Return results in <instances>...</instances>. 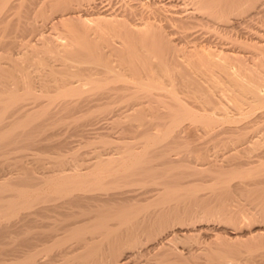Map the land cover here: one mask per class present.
<instances>
[{
  "label": "rangeland",
  "instance_id": "374dc122",
  "mask_svg": "<svg viewBox=\"0 0 264 264\" xmlns=\"http://www.w3.org/2000/svg\"><path fill=\"white\" fill-rule=\"evenodd\" d=\"M52 1H54V0H52ZM55 1H58V0H55ZM125 1L126 2H123V0H121V1L120 0H112V1L105 0L108 8H110L111 10L114 9L113 10L114 12L116 10H117L116 12H118V11L121 12L122 8L127 9V7L130 6L131 8L129 7V10L132 11L133 16H134V13L136 15V16H134V18L131 16V18L134 20V22H137L138 20L140 21L141 17H138V15L139 16L142 15L145 17L150 12L149 8H151V5H149V7H146V5L142 6V5H140V3L137 0H135L136 2L134 0H131V1L125 0ZM185 1H186V3L184 2V0H183L184 3L182 2V0H177L176 2H173V4H170L169 6H167L168 11L165 10V13L166 14L170 13V15H171V13L172 14L173 13L180 14L179 12H181L180 15H182V14L186 15L189 12L188 10L191 9L190 8L191 4H190V0H185ZM12 2H14V0ZM33 2H34L33 3L34 5L32 7L30 6L31 8H29V10H27L29 12V14L27 15L25 13L24 15L29 16L33 19V22H35V25H36V29L34 31L28 32V33L27 32H24V33L19 32L18 34H17V32L8 33L7 37L5 36L3 41L5 40V42L7 41L8 43H9V41H11L10 43L13 44L14 48L11 47V49L9 50V47H8L7 49H4L3 51H2V49L0 50V62L3 64V66H5V68H4L5 71H7V72L9 71L8 74L12 75V77H13V83H11V85L6 86V89L8 87V89H10L11 91H13V90L14 91H21L20 89L22 86L24 87V84L21 81V79H19V78L26 77V75H27V77L25 78V80H28V77H29L30 79H32L35 82L36 81L38 82L39 76L41 77L44 74V72H45L44 75H46V77H49V78H53L54 76H58V77L62 76L63 77L65 75V72H63V71L64 70L66 71V68H64V66H61V65L59 66L57 64L59 61L58 60L56 61L54 59V57H55L54 52L50 51V53L49 52L47 53L42 48H40L39 49L40 51L37 50V52L35 51V53L34 52L30 53V52L26 51L25 48H24V50H25L24 51L22 46H19L20 44L27 42V40H29L30 37H31L30 38L31 43H34L33 41H35V43L36 42L39 43L40 41L38 40V38L40 37V34L41 35L44 34L48 37H51L57 43L58 48L62 49L61 53L64 56H74V54L79 52V48H80L79 45L81 44V42H80V44L78 42V40L80 39V33L78 32V29H81L82 26L79 23V17L78 16L76 17V15L75 16L73 15L68 20V22H69L68 24L67 23L66 24L61 23V22H57V23L55 22L52 24L51 20L49 18H51V16H53L56 12L59 13V11H56V9L54 7H51V6H53L52 4H55L56 2L55 3L51 2V1L49 2V0H34ZM105 2H103V3H105ZM187 2L189 4H187ZM109 3L111 4L110 6H109ZM125 3H127V4L125 5ZM149 3H150V1H149ZM132 5H133V7H132ZM43 6H44V8H43ZM179 6H182L183 8H181ZM241 6L242 7L244 6L243 9L238 8L239 9L238 10L236 8L238 11L234 10V9L232 11L229 10V12H228L229 16L227 14L228 17L225 19L223 17H215L214 15H212L214 17L213 18L212 16H210L211 14L206 13V15H205L204 14L205 12H203V11L202 12L200 11L201 14H200V12L194 13V15L197 17H195V19H188L191 22L190 23L188 22L187 26L183 27L184 29L179 27L177 22H175V24H176V26H175L174 23L169 22L170 20H167V23H166L165 20L161 19L162 23H161V21H160V23L166 24V25L164 24L166 27L163 28L166 31H163L164 34L162 36H153L154 38H152L151 35L146 34V35H137V36L133 37V39H125L123 37L124 35L121 37V35L123 33L119 28L116 27V25L115 26L114 25L108 26L105 29L103 28L104 30L102 28L99 30V28H100L99 27L97 30H95L93 33L90 34V36H91L90 37V44L93 45V43H94V44L98 45L101 43H110L111 45L115 46L116 51L113 52V55L111 54V55L105 57L107 59L106 62L104 61L105 58L99 57L100 58L99 59L98 56L96 57L95 54L92 55L91 60L92 61H98L97 66L100 67L99 64L102 65V63H104V62H105V64L110 63V65H112V66L114 64L115 70L118 69L120 71V73H122V71H123L122 69L125 68V70L123 71L122 74L125 73L124 75H126L127 78H129L130 80H132V78H133V80H138V79H142L144 77L146 80L148 79V81L151 80L152 82L160 84L162 86V89H153L152 92L154 94L152 95L153 97L151 96V98L149 96H145L144 94L146 92L144 90H142L141 92L139 91V95L141 94L140 98L138 95L139 99H137V98L136 99L131 98V99H127V100L126 99H124V100L123 99H117L116 101H113L112 104L110 103L109 109H112L114 107L113 109H114V111H116L122 107L124 108V106L128 105L129 103L139 102L138 103L139 105H137L138 109L134 112H131L132 114L131 113L127 114L129 116H121V117L120 116L119 117L114 116V117H112L110 113L105 111V107L100 106L101 107L100 108L97 106L96 107L92 106L90 108V110L89 109L88 110L83 109V110H77V111L74 110L75 113L72 112L73 110H70L71 112H68V115H67L66 111L65 112L62 111V113L64 112L66 114L63 113L64 115H62V113H60L62 115L61 117L58 114L59 118L55 117V115H54V117L52 116L51 118L50 117H47V118L44 117L41 119L39 118L38 120H36L37 121L36 123H40V125L38 127H36V125H38V124L35 123L34 127L33 126L29 127L32 129L29 132V134H24L22 137H19L21 139L17 138V139H19V141L16 139L17 140L16 143L13 140V142L15 144L12 143L10 146H8L9 151H10L8 153V157H9L8 159H9L10 165H23V167L26 169V173L29 172V174H31V173L34 174L36 172L34 174V175H36L38 173L40 174V172H42V171L48 172L50 170V172H52L54 169L56 170L59 167H60L59 169L66 168V167L70 168V166L73 167L75 165H76L75 167H78V165H79V167H84L91 160V158H93V156L101 154L102 157H104V156H106V154L113 155L112 152H114V155H115L116 153H120L121 151L125 150L127 147H132V148L134 147L133 149L140 150L141 148H140L139 143H142L141 141H143V139H144V134L163 130L164 123L167 121L166 119L169 118L168 116H170L169 115L170 109L167 110L168 109L167 107L162 106L164 104V101H163L164 97L163 96L167 92V90H170V89L175 94L180 95V96H178V95L177 96L182 99L181 101H183V103L185 102V105L187 107H189V105H190L191 107H189V108H191V109H194V110L195 109L196 110L203 109V108L204 109L205 108L213 109L212 107H214L216 104H220L221 106H223L225 108V110L228 111V114H231V112H232L236 116L237 115L236 113H238L240 110L247 111L250 108H253L252 110H254L255 112L252 111L253 112L252 113L249 110L251 112L249 114L250 116H247V119H249V120H246V118H245V120L246 121H252L253 119H257L255 117L258 115V112L261 111L263 108L260 107V105L257 106L256 103H258L257 102L258 98L255 99V96H253V93L251 91H249V89L250 88L255 89L256 87L262 89L263 91L260 90V92H259V94L261 93L259 95V97H264V88H263L264 87V82H263L264 81V74H263L264 73L263 72L264 71V58H263L264 46L262 47L261 50H256V51H255V49L253 50L250 47L252 46V44L257 45L259 43H261V44L264 43V7H263L264 6V0H262V1L261 0H251V3L250 2L248 4L244 3V5L242 4ZM174 7H175V9H173ZM50 8H52L53 10H51ZM142 8L144 10L145 9L146 10L145 11L141 10ZM240 9H242L243 11ZM11 10L8 12L10 13ZM15 10L16 9H13V12H12L14 14V16H15ZM82 12H83L82 17H84V16L85 17H88V16L93 17L94 16V15L92 16L89 11L88 12L82 11ZM84 12L87 14H85ZM46 14L49 16V18ZM207 15L210 18H208ZM10 16L11 15H9V17ZM201 16H203L204 18ZM135 17H138V18H135ZM25 19L26 18H23V20H25ZM203 19L205 21H202ZM218 19H220V20H218ZM211 20H213V21H211ZM224 21H226V22L224 23ZM89 22H90V20H89ZM69 27H72L76 30L74 32H72L71 30H68ZM91 27H93V25H91ZM109 28H110V30H109ZM71 33H73V34L71 35ZM11 35H12V37H11ZM18 35H20V36L18 37ZM73 35L76 36V38L74 37L75 40L73 38ZM93 35H94V37H93ZM114 35L117 37H114ZM147 35H148V38H146ZM110 36H112V37L110 38ZM92 37L95 39H93ZM107 37L109 38V41L107 40L108 39ZM23 38L25 40H23ZM105 38L107 41L105 40ZM155 38H157V39H155ZM168 38L171 39L172 42L175 41L174 43H171V44L172 45L174 44L175 49L177 47L178 50L177 49L176 50L171 49L170 47L168 48L166 46V42H167ZM191 38L193 39L192 42H191V40H189ZM153 39H155V40H153ZM185 39L187 42L185 41ZM125 40H126V42H125ZM207 41H210V42H207ZM131 43H133V44H131ZM125 44H127V45H125ZM193 45L197 46V48H205V49L211 50L213 52L215 50V52L219 53L218 54L219 56H224V54L229 55V53H230L231 60L229 62L231 63L232 67H231V69L228 68V70H229L230 74L232 75V78H231V76L227 75L225 72H222L221 70H219L218 68H216L214 66L210 67V66L201 65V64H199L198 60L196 62V59L195 60L193 59L194 57L187 56L188 53L190 54L189 51L193 48L192 47ZM20 47H22V48H20ZM117 49L119 50L120 53L118 52ZM143 49H145V50H143ZM184 49H185V51H187L186 53H185ZM7 50H9V51H7ZM181 50H183L184 54ZM121 51H122V53H121ZM261 51H263V52L261 53ZM3 52L6 54H4ZM7 52L10 54L11 53L13 54L12 57L14 58V61L16 60V62H17L16 64L17 65L19 64L18 65L19 68L17 65L12 66V64H15V63H12L13 61L7 59V56H8ZM16 52H18V53H16ZM163 52H165V53H163ZM123 53H124V55H122ZM147 53H149V54H147ZM172 53H173V56H172ZM160 54H162V55H160ZM3 55H4V57H3ZM177 56H179L180 59ZM234 56L236 59L234 58ZM172 57H173V59H172ZM186 58L188 59V61ZM214 58H216V57H214ZM176 62L178 63L179 66L176 65L177 64ZM49 63L57 65V66L56 65L53 66V72H50L49 70H48L49 72H47V66L45 67V65L49 64ZM148 64H150V66ZM118 65H119V67H118ZM199 65L201 68L199 67ZM233 66L236 68H233ZM178 67L180 70L178 69ZM240 67H242V68L240 69ZM101 68L103 69L104 67H101ZM262 68H263V70H262ZM33 69L37 72H35V71L33 72ZM233 69H234V71H233ZM143 71H145V74ZM23 73H25V74H23ZM38 73L39 74L41 73V75H39L37 77ZM35 74H36V76H35ZM143 74H144V76H143ZM169 74H170V76H169ZM129 75L130 76L132 75L131 78L129 77ZM153 75H156V76L153 77ZM213 75L215 78L213 77ZM258 76H259V78H258ZM35 78H37V80ZM152 78H153V80H152ZM157 79H158V81H157ZM181 79H182V81H181ZM228 80L231 82H229ZM180 82H182V83H180ZM172 83H173V85H171ZM174 85H175V87H174ZM83 87H88V85L87 84L83 85ZM173 88H174V90H172ZM176 88H177V90L175 91ZM0 89H3V88L0 87ZM165 89H167V90H165ZM157 90L159 92H157ZM164 90H165V92H164ZM231 92H232V94H231ZM142 93H144V94H142ZM198 93H200V94H198ZM156 94L158 95L159 99L161 98L160 100L158 98H156L157 97ZM143 95L146 98L145 97L142 98ZM160 95H162V96L159 97ZM147 97H149V98L147 99ZM155 98L159 100V104L157 102L158 100H156ZM165 99L167 100L166 97H165ZM155 100H156V102H155ZM187 100H188V102H187ZM30 101L31 100L26 101V102H30ZM244 102H245V104H244ZM126 103H128V104H126ZM192 104H193V106H192ZM196 104H198V105H196ZM246 105L248 108L246 107ZM253 105H256L257 108H256V106H254L256 108L255 109L253 107ZM115 108H116V110H115ZM233 110H235V111H233ZM67 111H69V110H67ZM84 111H86V113ZM81 112L83 113L82 116H80ZM70 113H71V115H69ZM72 114H74V115H72ZM233 114H231V115H233ZM250 118L252 120H250ZM158 119H160V120H158ZM7 120H9V118ZM10 120H11V118H10ZM254 121H256V120H254ZM259 121L254 122V123H256L255 124V126L257 127V128L255 127L256 129H258V127H260L258 129L259 132L257 131L259 137H257L258 135L256 136V134H257V132L255 133L256 129L253 130V132L255 133V135H254L255 145L254 144L251 145V147H250L251 149H249V150H245L246 148L244 149L241 147H238L239 148V149L237 148L238 150L237 149L234 150L230 147L231 146L233 147L235 142H236V144L239 143L238 142L239 140L236 141L235 138L232 139L233 136H229V135L227 136L226 135V137H225V135L224 136L223 135H217L219 137L214 138L213 136H215V135H213V134H212L213 136L212 135L210 136V134L209 135L204 134L207 132L199 131V127L201 125L200 123L189 121V119L182 120L180 123V127L182 126L181 128H184L183 130H186V131L180 133V136L178 137V142H179L178 145L179 146L176 147V149H174L170 153V157L179 161L180 163H182L184 165L187 164V166H192V167H189V168H191V170L186 167L190 172L193 171L192 170L193 167L200 168V169L204 167V171L202 170L200 172V174H199V172H197L196 174L189 173V171L186 168L185 169L182 168V169H184L182 171L180 170L181 174L187 176L186 177L187 179H192L195 183L198 182V184L201 187L200 190H198V192H197L198 197L196 195L194 197V195L191 193L187 195L184 193V191L180 190L179 191L180 194H179L178 198L172 199V201H171V199L170 200L167 199V201L163 202L162 193H161L162 197L159 196L160 198H158V197L154 198L155 196H153L151 194L152 191H150V189L154 187V184L152 183V181L154 179L152 180V178H148L149 179L148 180V179H145L144 177L141 176L142 177V179H141L140 175L137 174L136 177L134 176V178H131V179L123 182L124 186L121 185L122 184V182H121V184H120L121 189L124 191L125 188L128 187L129 189H126L127 191L125 190V192L127 195L129 194V196H131L133 200L131 202L129 201V203L125 202L127 204L123 203L124 206L128 205L127 211H129V213L126 214L127 217L117 219V220L115 219L114 222H113V220H111L112 223H114V225H113L114 228L112 227V230H113V232H114V230L116 231L115 234L118 233L116 235L118 237L120 235L121 236L123 235L122 237L127 236L128 240L131 244L129 243L126 245H118L117 243L110 241V243H112V244H109V242H104V243L100 244L101 247H99V248H102V249L105 248L103 250V251H105V253H106V251L111 253L110 250H112V252L117 254L120 249L125 250V248H126V250H127L128 248H131L133 246L136 249V247L138 248L139 245H140L139 247H143V246L146 247L147 244L150 245L151 243L155 242L160 236H162L165 232H167L171 228L173 229L174 227L179 226V223H180V226L182 223H183L182 225H185L183 220H180L181 221L180 222V221H176V219H175V221L174 220H172V221L161 220V221H159V223L157 221H155L153 223V226H152V224H149V225L147 223L144 224L145 222L143 221V218H141V217H144L143 215H145L146 213H147L146 215H148L152 212L151 211L152 209L156 210L157 207L162 208L163 205L164 206L170 205V203H171V205L172 204L175 205V207L179 211L178 219H182L181 217H183V216L185 217L186 214L187 215L189 214V216L186 215V217H192L195 214L197 215L199 213L198 215H200V213H201L203 215V213H206V212H208V214L212 213V214H214V217L215 216L216 217L215 218L213 217L214 220L213 219L212 220H206L205 218H204L205 221L203 219H201L200 221H197V219L195 221L193 219L194 222L192 220H190L189 221L190 224H188L187 227H189V226L195 227L194 230H190L193 232V233L191 232V235L189 232H185V233L183 232L182 233V232L177 231L175 233V236L172 238L173 240H171L170 242H168L166 244V245H168L167 247L170 246V248H172V249H173V245H174V250H175L176 254H178L177 256L175 254H174V256H170V255H168V256L158 255L157 256L156 254H154L155 250L149 249L150 252L149 251L143 252L141 256L139 255L138 257H135V259H132L131 262H128V264H185V263L191 264L194 261H197L199 264H200V262L203 264H217V263L218 264H247V263L248 264H261V263L264 264V233L263 234L260 233L261 235L258 233L260 231L264 232V230H259V231L257 230V232L255 230V229H260L261 227L264 228V182H263L264 181L263 180L264 179V165H263L264 161H261L262 158L259 159L260 157L258 154V153H261L262 149H264V135H263L264 134V131H263L264 130V125H263L264 124L263 123L264 118H262L261 122H259ZM90 122L96 123L95 125L98 127L95 129L96 131L95 130H86V128L89 127V125H87V124ZM243 123H244V119H243ZM251 123L253 124V122H251ZM251 123H250V125H251ZM252 127H254V125H252ZM252 127L249 130L253 129ZM82 128H84L86 130V132ZM78 129H80V130H78ZM87 132H91V134L89 133L91 136L89 134H87ZM250 134H252V133H250ZM247 135H249V133ZM228 137H230V138L232 137V138L231 139L229 138L228 140H226ZM260 137H262V138H260ZM257 138H258V140H256ZM239 139H241V137H239ZM232 140H234V141H232ZM36 141L39 142L40 144L36 145L37 144ZM32 142H34L36 144L34 145V143L32 144ZM230 142L232 143V145ZM121 143H123V144H121ZM226 143L227 144L230 143V144L228 146H226L227 145ZM256 143L260 144L259 147L256 145ZM125 144H127L128 146ZM135 144H136V146H135ZM112 145H113V147H112ZM154 151L155 150H153L150 153V162L149 163H152L153 167L163 166L162 163H163L165 158L162 156H159V154L163 153L164 151L161 150V153H158L159 151H156V152H154ZM226 151H227V153H226ZM228 153H230V155ZM227 154H228V156H227ZM253 154L254 155L257 154V155H255V157H254ZM261 154L263 156L264 152ZM261 154H260V156H261ZM162 155L165 156L164 153ZM251 155H253V157ZM59 158H61V159H59ZM249 158H250V160H249ZM156 160H157V162H156ZM243 160H245V161H243ZM249 161H251L250 164H249ZM15 162H16V164H14ZM82 162H83V164H82ZM252 162H254V163H252ZM77 163H79V164H77ZM259 163L262 165H259ZM214 164H215V166H214ZM250 165L251 166L253 165L256 168L255 169L253 167L251 168ZM256 165L258 166V168ZM214 167L217 168L218 171H217V169H214ZM249 167L255 171L250 170ZM248 168H249V172H251L250 175L244 174L245 172H247V171H245V169H248ZM257 169H259V170H257ZM21 171H23V170H21ZM214 171H217L218 173L220 171L221 176H223V174L225 173L224 174V176H225L224 180H226V182L225 181H222V182L218 181L219 183H215L217 181L216 176H218V175ZM239 171L244 176H242L239 173ZM188 174H191V175H188ZM23 175H25V174H21L20 176L23 177ZM137 176L140 178H138ZM22 177H20L19 179L22 180L23 179ZM194 177H196V178H194ZM186 178H184V179H186ZM194 179H197V180H194ZM145 180H147V181L145 182ZM142 181H144V182H142ZM174 181L175 180L170 179V181L166 180L165 182H166V185H169L170 183H173ZM168 182H170V183H168ZM18 183H20V184L22 183L23 185L27 184V182H25L24 180L22 182L18 181ZM150 183H151V185H150ZM130 184H131V186H130ZM237 184L242 185V186H240L241 188L239 190H238V188L236 189L234 187L235 185L237 186ZM217 185L218 186L222 185V187L221 186L218 187ZM114 186L115 185H110L106 188H109L107 190L111 191V190H113L112 188H114ZM213 186H216L217 191L219 189L221 192L218 191L219 193L216 195L217 191H216V188L215 189L212 188ZM160 187H162L161 190H163V179H162V185ZM204 187H206L207 189ZM229 187L230 188L234 187V191L232 190L233 188L230 189ZM140 190H142V191H140ZM204 192H206V193H204ZM135 193H138V194H135ZM180 197L183 199H181ZM138 198H139V200H138ZM134 200L137 202H135ZM159 201H160V203H159ZM135 206H136V208H135ZM78 208H74V207H69L68 209L66 208L64 211H62V213L60 215H57V216L55 215V219H54L55 222L51 221V220H53L52 218H42L43 220L41 219L40 220L41 222L39 221L38 223H35L37 226L39 223L42 224V226L39 224L41 227L35 226L30 230V233H31L30 235H29V231L26 232V234L28 233V237L29 236L35 237L38 232L46 231L49 228L51 229L50 226H52L54 223H57L56 220H58V222L61 221V222H65V223L66 222L69 223V222L74 221V220H81L83 218L82 217L83 214H81L82 216L80 215L81 212H80V209H78ZM149 209H150V211H149ZM147 210H148V212H147ZM144 211H146V212H144ZM82 212H84V211L82 210ZM180 215H182V216L180 217ZM239 216H241V217H239ZM233 219L234 220L236 219L235 221H237V220L239 221V223H238V221L236 223H234V224L238 223V226H236V225L233 226V230L237 229V227H238L239 229L236 231H238V232L240 231V232L239 233L237 232L236 238H232V239L227 238L226 239V237L228 236V233L230 232V230H232L230 228H232V223L234 222V221L232 222ZM48 220L51 222H48ZM82 222L77 223V226L81 229V231L79 230V234H80V232L82 233V231H83L84 232L83 234L85 236H87V235H89V233H91L92 230H94L90 226L95 221H91V222L87 221V223L85 221H82ZM141 222H142V224H141ZM174 222H179V223H174ZM164 223H167V224L165 225ZM191 224H194L196 226H191ZM44 225H45V227H43ZM48 225H50V226H48ZM83 225H86V226L84 227ZM119 225L120 226L122 225V226L120 227ZM164 225H165V228H164ZM167 225H168V227H167ZM172 225H173V227H172ZM93 226L95 227L94 224H93ZM73 227L74 226H72V227L68 226L67 229H65L63 231H58L60 233H58L51 241L42 242L41 244H38L37 245L38 247L35 248L36 256L34 257V261L36 263H41V264H78L80 262V260L82 259V257H84L86 255V252L88 253V250L87 251H86V249L80 250V248H79V250L78 249L75 251L73 250L74 252H69V253L66 252L67 250L68 251L72 250L71 248L75 247V244L77 241L76 238L79 237L76 235L78 231ZM78 227H77V229H78ZM86 227H88L91 231L89 232L88 231L89 229ZM82 228H83V230H82ZM154 229H155V231H154ZM249 231H252V234L253 233L254 234L251 235L249 233ZM72 232H73V234H72ZM255 232H256V234H255ZM83 234H80V235H83ZM210 234H211V236H210ZM238 234H240V235L238 236ZM146 235H147V238H146ZM149 236H151V237H149ZM132 240H133V244H132ZM134 240H135V242H134ZM172 241H174V242H172ZM0 247H1L0 248V261H7V262L8 261H20V259L22 261V259L25 256V255H22L21 257L16 258L17 254H22V253L17 252V251H11V252L6 251L4 249L5 244L3 242V237H1V236H0ZM112 247H114V248H112ZM175 247H177L178 250ZM196 248H198V249L201 248L202 251H201V249L198 250ZM102 249H100V250H102ZM78 251H80V252H78ZM94 251H97V250L95 249ZM188 251L193 253V255L195 253L197 254L198 252H200L198 254L201 257L197 258L198 260L197 259L193 260L192 256H191L192 259L187 257ZM84 252H85V254H84ZM97 252H94V253H97ZM180 252H183V256L186 255L187 258L185 256L183 257L182 255L180 257L179 256V254H181ZM63 253H64V255H63ZM207 255H209V256H207ZM185 258L188 260H186ZM21 264H24V263H21Z\"/></svg>",
  "mask_w": 264,
  "mask_h": 264
},
{
  "label": "bare ground",
  "instance_id": "6f19581e",
  "mask_svg": "<svg viewBox=\"0 0 264 264\" xmlns=\"http://www.w3.org/2000/svg\"><path fill=\"white\" fill-rule=\"evenodd\" d=\"M12 1L13 0H0V50L2 49V51L4 49H7L8 47H9V50L11 49V47L14 48L13 44L10 43L11 41H9V43L7 41L5 42V40L3 41L4 37L5 36L7 37L8 33H11V32H17V34L19 32L20 33H24V32L28 33V32H32V31H34L36 29V25H35V22H33V19L31 17H29V16L24 15L25 13L27 15L29 14V12L27 10H29V8H31L34 5L33 4L34 0H14L15 3L12 2ZM50 1L54 2V3L56 2L55 4H52L53 6L50 5L51 3L49 5L51 7H54L56 9V11H59V13L58 12H56L55 14L53 13L54 15L51 16V18H49V16L46 14L48 16V18L51 20L52 24L55 23V22L56 23L57 22H61V23H65V24L67 23L68 24L69 23L68 20L73 15L74 16L76 15V17L77 16L79 17V23L81 24L82 27H81V29H78V32L80 33V39L78 40V42H79V44L81 42V44L79 45L80 46L79 52L74 54V56H64V55H62V53H61L62 49L58 48V45L55 42V40L52 39L51 37H48V36L44 35V34L43 35L40 34V37L38 38V40L40 41V42L38 41L39 43H37V42L35 43V41H33L34 43H31V40H30L31 37H30L29 40H27V42L20 44L19 46H22L23 50L25 48V50L30 52V53H33V52L35 53V51L37 52V50H39L40 48H42L47 53L48 52L50 53V51L54 52L55 53L54 59L56 61L57 60L59 61L57 64L59 66L61 65V66H64V68H66V71L65 70L63 71V72H65V75L63 77L62 76L61 77L54 76L53 78H49V77H46V75H44L45 72H44V74L42 73L43 75L40 77L39 75H41V73L40 74L38 73L37 77L39 76V78H38L39 80H38V82L36 81L37 83L35 81H33L32 79H30L29 77H28V80H25L27 75H26V77H22L23 79L19 78V79H21V81L24 84V87L22 86L21 89H20L21 91H14V90L11 91L10 89H8V87L6 89V86L11 85V83H13V77H12V75L8 74L9 71L8 72L5 71V69H4L5 66H3V64L0 62V87L3 88V89H0V236L3 237V242L5 244V248L4 249L6 251H8V252H11V251L21 252L22 254H17L16 258H19L22 255H25L24 258L22 259V261H21V259H20V261H8V262L7 261H0V264H21V263H24V264H41V263H36L34 261V257L36 256L35 248L38 247L37 245L41 244L42 242L51 241L58 233H60L58 231H63L65 229H67L68 226H71V227L74 226L73 228H75L78 231V232L76 231L77 232L76 235L79 236V237L76 238L77 241H76L75 247L71 248L72 250H69V251L67 250L66 252H68V253L69 252H74L77 249L79 250V248H80V250L81 249H83V250L86 249V251L88 250V253L85 251L86 255L84 257H82V259L80 260V262L78 264H128V262H131V260L135 259V257H138L139 255L141 256L143 252H145V251H147V252L149 251L150 252L149 249L155 250L154 254H156L157 256L158 255H160V256L161 255H163V256H165V255L166 256H168V255L174 256V254L177 256L178 254H176V252L174 250V245H173V249L170 248V246L167 247L168 245H166L168 242L173 240L172 238L175 236V233L177 231L182 232V233L183 232L184 233L185 232H189L190 235H191L192 231H190V230H194L195 227H190V226L187 227L188 224H190V222H189L190 220H192V221H193V219L195 221H196V219H197V221H200L201 219H203L204 221H205V219L206 220H212L213 217H214V214H212V213L208 214V212H206V213H203V215L201 213H200V215H198L199 214L198 213L197 214L198 216L195 214L196 215L195 216L192 213L194 215L192 217H186V215H187L186 214L185 217L183 216L184 218L181 217L182 215H180V217L182 219H178L179 211L175 207V205H173V204L171 205V203H170V205H165V206L163 205V207L161 206L163 209L160 208V207H157L156 210L152 209L151 210L152 212L151 213L149 212L150 214L146 215L147 214L146 213L145 214L146 216L143 215L144 217H141V218H143V221L145 222L144 224H146V223L148 225L152 224V226H153V223L155 221H157L159 223V221H161V220H165V221L174 220L175 221V219H176V221L183 220L185 225H182L183 224L182 223L181 226H180L179 222H174V223H179V226H176L173 229L171 228L170 230L165 232L162 236H160L155 242L151 243L150 245H148V244H147V246L145 245L147 248L144 247V246L143 247H139L140 246L139 245L138 248L136 247V249H135V247L133 246L131 248H128L127 250H126V248H125V250H121L120 249L121 251L119 250V252L117 254L112 252V250H110L111 253H109L108 251H106V253H105V251H103L105 248H103V249L99 248V247H101L100 244H102L104 242H109V244H112V243H110V241L111 242H115L118 245H126V244L130 243L128 238H127V236L126 237H122L123 235L122 236L120 235L118 237V236H116L118 233L115 234L116 231L114 230V232H113V230H112V227H113L114 223H112L111 220H113V222H114L115 219L117 220V219H121V218L127 217L126 214L129 213V211H127L128 210V208H127L128 205L124 206V204H127L125 202L129 203V201L131 202L133 200L132 197L129 196V194L127 195L126 192H125V190L129 189V188L127 187L123 191L121 189V185L124 186L123 182H125V181H127V180H129L131 178H134V176L136 177V175L139 174L140 177L142 176L145 179H148V178H152V180L154 179L152 181V183L154 184V187L150 189V191H152L151 194L153 196H155L154 198H156V197L160 198V197L163 196V202L167 201V199H169V200L171 199V201H172V199L178 198L179 194H180L179 193L180 190L184 191V193L187 194V195L191 193V194L194 195V197H195V195L197 196V192L201 188L200 185L198 184V182L195 183L192 179H187L186 175L181 174V171L184 170L186 167L189 168V167H192V166H187V164L184 165V164L180 163L179 161H177V160H175V159L170 157V153L174 149H176V147L179 146L178 145V143H179L178 142V137L180 136V133L186 131V130H183L184 128H181L182 126L180 127L181 121L184 120V119H189V121L200 123L201 125L199 127V131L207 132V133H204V132L203 133L207 134V135L210 134V136L213 134V135H215V136L212 135L214 138L219 137L217 135H223V136L225 135V137H226V135L227 136L228 135L229 136H233V138L232 137L231 138L232 139L235 138L236 141L239 140L238 141L239 143L236 144V142H235L234 146L233 147L231 146L230 148L235 150L238 147H241V148H244V149L246 148L245 150H249V149H251L250 148L251 145H253V144L255 145L254 135L258 131V129L260 128V127H258V129H256L257 128L255 126L256 123H254V122H256V121L258 122L260 119L262 120V118H264V97H259V95L261 94V93L259 94V92L262 89H260L258 87H256L255 89H252V88L249 89V91H251L253 93V96H255V99L258 98V101H257L258 103H256L257 106L260 105V107L263 108L261 111L258 112V115L255 117L257 119H253L252 120L250 118V120H252V121H246V120H249V119H247V116H250L249 114L252 111L255 112L254 110H252L253 108L249 109L251 112L249 110H247V111L240 110L238 113H236L237 114L236 116L232 112H231V114H233V115L228 114V111L225 110V108L223 106H221L220 104H216L214 107H212L213 109H211V108L210 109H207V108L204 109L203 108V109H198V110L195 109L194 110V109L189 108V107H191L190 105H189V107H187L185 105V102L183 103V101H181L182 99L178 97L180 95L175 94L174 92L171 91V89L170 90L165 89V90H167V92L168 91L169 92L168 93L166 92L164 94V96H163L164 99L162 98L163 101H164V104L162 106L167 107L168 108L167 110L170 109V111H169L170 112L169 113L170 116H168L169 118L166 119L167 121L164 123L163 130L157 131V132H152V133H147V134L145 133L144 134V139H143V141H141L142 143H139L140 144V148H141L140 150H135V149H133L134 147L133 148L132 147H127L125 150H123V151L120 150L121 152L120 153H116L115 155H114V152H112L113 155H109V154H106L104 152L106 154V156L102 157L101 154L93 156V158H91V160L88 163L86 162L87 165L84 166V167H79V165H78V167H75L76 165L75 166L72 165L73 167L70 166V168L66 167V168L59 169L60 168L59 167L56 170L55 169L53 171L51 170L52 172H50V170H49L48 172L47 171L46 172L42 171V172H40V174L38 173L36 175H34L36 172L34 174H32V173L29 174V172L26 173V169L23 167V165H10L9 159H8L9 158L8 157V153L10 151H9L8 146H10L14 142L16 143L17 140L19 141V139H21L19 137H22L24 134H29V132L32 130L29 127H31V126L34 127V124L37 122L36 120H38L39 118L40 119L44 118V117H46V118L50 117L51 118L52 116L54 117V115H55V117L59 118L58 114L61 117L62 115L66 114V113L68 115V112H71L70 110H73L72 112H74V110H76V111L77 110H83V109H87V110L89 109L90 110V108L92 106L93 107H96V106L97 107H100V106L105 107V111L110 113L112 117H114V116L115 117L116 116L117 117H119V116L120 117L121 116H129L127 114H130L131 112H134V111H136L138 109L137 105H139L138 104L139 102H137V103L133 102V103H129V104L126 103V104H128V105H126L127 107L123 105L124 106V108H123L121 106L124 110L122 108L116 110V108H115L116 111H114V109H113L114 107L112 109H109L110 103L112 104V102L116 101L117 99H123V100L124 99H126V100L127 99H131V98L132 99H134V98L135 99L136 98L139 99L141 97L140 96L141 94L139 95V91L141 92L142 90H144L146 92L145 94L144 93H142V94H144L145 96H149L151 98V96L154 94L152 92L153 89H162V86L160 84L152 82L151 80L148 81V79L146 80L144 77L142 79H138V80H133V78H132V80H130L129 78H127L126 75H124L125 73L122 74L123 71L125 70V68L122 69L123 71H122V73H120V71L118 69L115 70L114 64H113V66L110 65V63H106L105 64V62L107 60L105 57H107V56H109L111 54L113 55V52H115L116 50H115V46L111 45L110 43H101V44L96 45V44H94L92 42L93 45L90 44V37H91L90 34L93 33L95 30H97L99 27H100L99 28V30H100L101 28L105 29L108 26H112V25L115 26L116 25V27L119 28L122 31V33H123L122 35L120 34L121 37L124 35L123 37L125 39H133V37H135L137 35H146V34L151 35L152 38H154L153 36H162L164 34L163 31H166V30L163 29L164 27H166L165 26L166 24L165 23L161 24L162 23L161 19L165 20L166 23H167V20H170L169 22L170 23L171 22L174 23L175 26H176L175 22H177L179 27L183 28V27L187 26L188 22L189 23L191 22L188 19H195V17H197V16L194 15V13H197V12L199 13L200 11L201 12L203 11V12H205L204 13L205 15H206V13H208V14H211L210 16L214 15L215 17H223L225 19V18H227L229 16V14H228L229 10L230 11H232L233 9L237 10L238 8H242L243 9L244 6L242 7L241 5L242 4L244 5V3L248 4L249 2L251 3V0H190V4H191L190 8L192 10L191 9L188 10L189 11L188 13L185 11L187 13L186 15L185 14L184 15L183 14L180 15L181 12H179V11L178 12L180 14H177V13H173L172 14L171 13V15H170L169 12H168L169 14L165 13V10H167V6H169L170 4H173V2H176L177 0H137L140 3V5H142V6L146 5V7H149V5H151V8H149L150 12H149V14L147 16L144 17L142 15L141 16L138 15V17H141L140 21L138 20L139 22L138 21L134 22V20L131 18V16L134 18V16H136V15L134 13V16H133L132 11L129 10L130 6L127 7V9H123L122 8L121 12H119V11L116 12L117 10L114 12L113 11L114 9L111 10L110 8H108L105 0H58V1L49 0V2ZM110 1H112V0H110ZM149 1H150V3H149ZM103 2H105V3H103ZM123 2H126V1L123 0ZM182 2H183V0H182ZM184 2L186 3L185 0H184ZM127 3H125V5ZM187 4H189V3L187 2ZM110 5L111 4L109 3V6ZM132 7H133V5H132ZM175 7L173 9H175ZM179 7L183 8L182 6H179ZM43 8H44V6H43ZM13 9H16L15 10V16L12 13ZM50 9L53 10L52 8H50ZM242 9H240V10H242ZM10 10H11V12H10L11 14L8 12ZM141 10H144V9L142 8ZM82 11H87V12L89 11L90 14L92 16L93 15L94 16L93 17H89L87 15L88 17H85V16L82 17V13H83ZM201 12H200V14H201ZM85 14H87V13H85ZM227 14H228V16H227ZM9 15H11V16L9 17ZM138 17H135V18H138ZM201 17H203V16H201ZM23 18H26V19L23 20ZM208 18H210V17L208 16ZM89 20H90V22H89ZM213 20H211V21H213ZM218 20H220V19H218ZM160 21H161V23H160ZM202 21H205V20L203 19ZM225 22L226 21H224V23ZM91 25H93V27H91ZM72 27H69L68 30H71L72 32H74L76 29H74ZM109 30H110V28H109ZM72 34L73 33H71V35ZM148 35H147L146 38H148ZM19 36L20 35H18V37ZM11 37H12V35H11ZM74 37L76 38V36L73 35V38ZM93 37H94V35H93ZM111 37L112 36H110V38ZM114 37H117V36L114 35ZM75 38H74V40H75ZM157 38H155V39H157ZM93 39H95V38H93ZM155 39H153V40H155ZM23 40H25V39L23 38ZM105 40H106V38H105ZM107 40L109 41V38ZM189 40H191V42H192L193 39L191 38ZM185 41H186V39H185ZM125 42H126V40H125ZM174 42H172L171 39L168 38L167 42H166V46L168 48L170 47L171 49H175L174 44L173 45L171 44V43H174ZM207 42H210V41H207ZM131 44H133V43H131ZM125 45H127V44H125ZM263 46H264V43H262V44L259 43L257 45H255V44L253 45L252 44V46L250 48L253 49V50L255 49V51H256V50H261ZM22 47H20V48H22ZM192 47L193 48L189 51L190 54L188 53L187 56L194 57L193 59L194 60L196 59V62L198 60L199 64H201V65L210 66V67L214 66V67L218 68L219 70H221L222 72H225L227 75L231 76V78H232V75L230 74V72L228 70V68L231 69V67H232L231 63L229 62L231 60L230 53H229V55L228 54H224V56H219L218 55L219 53L215 52V50L213 52V51L207 50L205 48H197V46H195V45H193ZM176 49H177V47H176ZM9 50H7V51H9ZM143 50H145V49H143ZM263 50H264V48H263ZM122 51H121V53H122ZM181 51L183 52V50H181ZM184 51H185V49H184ZM118 52H119V50H118ZM186 52L187 51H185V53ZM262 52L263 51H261V53ZM16 53H18V52H16ZM163 53H165V52H163ZM4 54H6V53H4ZM94 54L96 55V57L98 56V58L99 57L105 58V60H104L105 62L102 63L103 66L101 64H99L100 65V67H99V66H97L98 61H92L91 60V56L94 55ZM147 54H149V53H147ZM183 54H184V52H183ZM122 55H124V53ZM160 55H162V54H160ZM12 56H13L12 53L11 54L8 53L7 59L13 61L12 63H15V64H12V66H14V65L16 66L17 62H16V60L14 61V58ZM172 56H173V53H172ZM235 56H234V58H235ZM3 57H4V55H3ZM177 57H179V56H177ZM214 57H216V58H214ZM263 58H264V54H263ZM172 59H173V57H172ZM179 59H180V57H179ZM187 61H188V59H187ZM55 65L56 64H51V63L46 64L45 67L47 66V72H49V71L53 72V66H55ZM148 65L150 66V64H148ZM176 65H178V63ZM101 67H104L105 69L104 68L102 69ZM118 67H119V65H118ZM199 67H200V65H199ZM18 68H19V66H18ZM233 68H236V67L233 66ZM241 68L242 67H240V69ZM178 69H179V67H178ZM262 70H263V68H262ZM34 71L35 70L33 69V72ZM233 71H234V69H233ZM35 72H37V71H35ZM143 72L145 74V71H143ZM23 74H25V73H23ZM36 74H35V76H36ZM144 74H143V76H144ZM156 75H153V77L156 76ZM131 76L129 75L130 78H131ZM169 76H170V74H169ZM213 77H214V75H213ZM258 78H259V76H258ZM35 79L37 80V78H35ZM152 80H153V78H152ZM157 81H158V79H157ZM181 81H182V79H181ZM229 82H231V81H229ZM180 83H182V82H180ZM86 84L88 85V87H83V85H86ZM171 85H173V83ZM174 87H175V85H174ZM165 90H164V92H165ZM172 90H174V88ZM176 90H177V88L175 89V91ZM157 92H159V91L157 90ZM198 94H200V93H198ZM231 94H232V92H231ZM138 95H139V98H138ZM144 95L142 96V98L145 97ZM156 96H157L156 98H158L157 94H156ZM161 96L162 95H160L159 97H161ZM149 97H147V99ZM165 97L167 98V100L165 99ZM158 99H156V100H158ZM29 100H31V101L30 102H26V101H29ZM156 100H155V102H156ZM159 100L157 101L158 104H159ZM187 102H188V100H187ZM244 104H245V102H244ZM196 105H198V104H196ZM192 106H193V104H192ZM254 106H256V105H253V107ZM257 106H256V108H257ZM246 107H247V105H246ZM67 110H69V111H67ZM62 111H64V112L66 111V113L63 112L64 113L63 114ZM86 111H84V112L86 113ZM233 111H235V110H233ZM60 113H62V115ZM69 115H71V113ZM72 115H74V114H72ZM82 115H83V113L81 112L80 116H82ZM8 118H9V120H7ZM10 118H11V120H10ZM245 118H246V120H245ZM243 119H244V123H243ZM158 120H160V119H158ZM254 120H256V121H254ZM261 120L259 122H261ZM251 122H253V124ZM250 123H251V125H250ZM36 124H38V125H36V127H38L40 125V123H36ZM95 124L96 123H93V122L92 123L91 122L88 123L87 125H89V127L86 128V130H95L96 128H98ZM252 125H254V127H252ZM251 127L253 129L249 130ZM82 129L86 132V130L84 128H82ZM255 129H256V131L254 133L253 130H255ZM78 130H80V129H78ZM258 132H257L256 136L258 135ZM89 133L91 134V132H87V134H89ZM248 133H249V135H247ZM250 133H252V134H250ZM239 137H241V139H239ZM257 137H259V135ZM17 138H19V139H17ZM229 138L230 137H228L226 140H228ZM260 138H262V137H260ZM13 140H14V142H13ZM256 140H258V138ZM232 141H234V140H232ZM34 142H32V144ZM36 143H34V145L35 144L36 145L40 144L37 141H36ZM230 143H228V144L226 143L227 144L226 146H228ZM121 144H123V143H121ZM125 145H127V144H125ZM231 145H232V143H231ZM256 145L259 147L260 144L256 143ZM135 146H136V144H135ZM112 147H113V145H112ZM153 150H155L154 152L159 151L158 153H161V150L164 151L163 153H164L165 156L162 155L163 153L159 154V156H162V157L165 158V159L163 158L164 159V161L162 163L163 166H159L157 164L159 167H153L152 166L153 164L149 163L150 162V153ZM227 151H226V153H227ZM262 151L264 152V149L261 150V153H263ZM261 153H258L259 157H260L259 159L262 158L261 161H264L263 160L264 159V155L262 156ZM228 154L230 155V153H228ZM228 154H227V156H228ZM260 154H261V156H260ZM253 155H251V156L253 157ZM255 155H257V154H255ZM255 155H254V157H255ZM59 159H61V158H59ZM249 160H250V158H249ZM243 161H245V160H243ZM251 161H249V164L251 163ZM156 162H157V160H156ZM252 163H254V162H252ZM260 163H259V165H262ZM14 164H16V162ZM77 164H79V163H77ZM82 164H83V162H82ZM214 166H215V164H214ZM252 167L254 169L256 168L253 165L251 166V168ZM182 168H184V169H182ZM249 168L245 169V171H247V172H245L244 174H249L250 175L251 172H249ZM251 168H250V170L255 171V170H253ZM257 168H258V166H257ZM189 169L191 170V168H189ZM214 169H217V168L214 167ZM259 169H257V170H259ZM21 170H23V171H21ZM192 170L193 171H191V172L188 170L189 173L196 174L197 172H199V174H200V172L202 170L204 171V167L201 168V169L193 167ZM217 171H218V169H217ZM217 171H214L218 175V176L215 175L217 177V181L215 183H219V182H222V181L226 182V180H224V177H225L224 174L225 173L223 174V176H221L220 171H219V173ZM239 173L242 175V173L240 171H239ZM21 174H25V175H23V177H22V176H20ZM188 175H191V174H188ZM242 176H244V175H242ZM20 177H22L23 179L21 178L22 180H20L19 179ZM140 177H138V178H140ZM142 177H141V179H142ZM184 178H186V179H184ZM194 178H196V177H194ZM162 179H163V190H161L162 187H160L162 185ZM170 179L175 180V181L173 183L168 182L170 184L166 185L165 181L166 180L170 181ZM23 180L25 182H27V184L23 185L22 183L21 184L18 183V181L22 182ZM194 180H197V179H194ZM146 181L147 180H145V182ZM121 182H122V184H121ZM142 182H144V181H142ZM110 185H115V186H114V188H112L113 190L108 191L107 189H109V188H106V187H108ZM150 185H151V183H150ZM130 186H131V184H130ZM220 186L222 187V185H220ZM220 186H218V187H220ZM240 186H242V185L237 184V186L235 185L234 187L236 189L238 188V190H239L241 188ZM234 187H232L233 189L230 188V187L229 188L234 191ZM204 188H206V187H204ZM212 188H214V189L216 188V191H217V187L216 186H213ZM140 191H142V190H140ZM218 191H220V190L218 189ZM218 191H217L216 195L219 193ZM161 193H162V196H161ZM204 193H206V192H204ZM135 194H138V193H135ZM181 199H183V198H181ZM138 200H139V198H138ZM135 202H137V201H135ZM159 203H160V201H159ZM69 207H74V208H78L79 207L78 209H80V212H81L80 215L83 214V216L81 215L83 218L81 220H74V221H71L69 223H67V222L65 223V222H61V221L58 222V220H56L57 223H54L55 222L54 221L55 215L56 216L60 215L62 213V211H64L66 208L68 209ZM135 208H136V206H135ZM82 210L84 212H82ZM149 211H150V209H149ZM144 212H146V211H144ZM147 212H148V210H147ZM187 216H189V214ZM239 217H241V216H239ZM42 218H52L53 219L51 221H54L53 222L54 224L52 226L48 225V226L51 227V229L49 228L46 231L38 232L35 237H33V236L32 237H30V236L28 237V233L26 234V232L29 231V235H30L31 234L30 230L33 227L37 226L35 223H38ZM235 220L234 219L232 220V222L234 221L232 223V228H230L232 230H230V232L228 233V236L226 237V239L227 238L228 239H232V238H236L237 237V232L238 231H236V230H238L239 228L237 227V229L233 230V226H235V225L238 226L239 221L237 220L238 223L234 224V223L237 222ZM51 221L48 220V222H51ZM82 221H85L86 223H87V221L88 222L95 221V222H93L95 227L93 226V224L90 226L94 230L91 231L89 229L90 227L87 225L89 228L88 227H86V228L89 229L88 230L89 232L91 231V233H89V235H87V236H85L83 234L84 233L83 231H82V233L80 232V234H83V235L79 234V230L81 231V229L77 226V223L78 222H82ZM142 222H141V224H142ZM39 224H38L37 227H41L42 226V224H40L41 226ZM164 224L166 225L167 223H164ZM165 225H164V228H165ZM83 226L85 227L86 225H83ZM191 226H196V225L191 224ZM43 227H45V225ZM77 227H78V229H77ZM167 227H168V225H167ZM172 227H173V225H172ZM82 230H83V228H82ZM255 230L257 232V230L258 231L259 230H264V228L261 227L260 229H255ZM154 231H155V229H154ZM73 232H72V234H73ZM256 232H255V234H256ZM249 233L251 235L254 234V233L252 234V231H249ZM258 233L259 234L260 233L263 234L264 232L260 231ZM239 235L240 234H238V236ZM210 236H211V234H210ZM149 237H151V236H149ZM146 238H147V235H146ZM134 242H135V240H134ZM172 242H174V241H172ZM132 244H133V240H132ZM177 247H175V248L177 249ZM112 248H114V247H112ZM95 249L97 251L99 250L98 252L100 254L97 251H94ZM100 249H102V250H100ZM196 249H198V248H196ZM200 249H198V250H200ZM201 251H202V249H201ZM78 252H80V251H78ZM85 252H84V254H85ZM94 252H97V253H94ZM180 253L181 254H179V256L180 257H181V255L183 256V252H180ZM198 253H200V252H198ZM198 253L197 254L195 253L193 255V253L188 251V253H187L188 256L187 257H189L191 259L193 257V260H196L197 258L201 257ZM63 255H64V253H63ZM184 256L186 257V255H184ZM207 256H209V255H207ZM186 260H188V259H186ZM191 264H199V263L197 261H194ZM200 264H203V263L200 262Z\"/></svg>",
  "mask_w": 264,
  "mask_h": 264
}]
</instances>
